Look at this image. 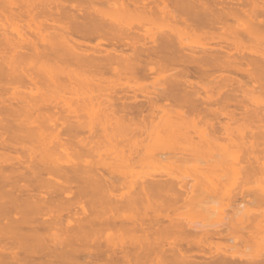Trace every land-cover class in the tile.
<instances>
[{"label": "bare ground", "instance_id": "1", "mask_svg": "<svg viewBox=\"0 0 264 264\" xmlns=\"http://www.w3.org/2000/svg\"><path fill=\"white\" fill-rule=\"evenodd\" d=\"M0 264H264V0H0Z\"/></svg>", "mask_w": 264, "mask_h": 264}, {"label": "rangeland", "instance_id": "2", "mask_svg": "<svg viewBox=\"0 0 264 264\" xmlns=\"http://www.w3.org/2000/svg\"><path fill=\"white\" fill-rule=\"evenodd\" d=\"M151 32L154 33V32H156V30H153V31H151ZM202 41H205V42H206L207 40H202ZM202 43H203V42H202ZM206 43H207V42H206ZM208 43H210V42H208ZM210 45H213V43H211ZM165 75H166V74H165ZM159 78H160V77H159ZM138 85H142V86L144 87V89H148V90L151 89V88H150V87H151V86H150V85H151L150 80H149V81H146V82L143 81V83L141 82V83L138 84ZM137 87H139V86H137ZM80 137H82V136H80ZM83 137H84V136H83ZM83 137H82V138H83ZM79 139H80V138H79ZM75 141H76V140H75ZM13 155H14V154H13ZM13 155H12V156H13ZM163 169H164V170H163ZM143 170L145 171V175H146L147 171H149V170H151V169L147 170V168H146V169L143 168ZM146 170H147V171H146ZM166 170H167V169H166ZM141 171H142V169H141L140 171H139V169L137 170V173L140 172V174H138V175H141V174L144 175V172L142 171L143 173H141ZM163 171H164V173H165V168H162L161 171H160V169H159V171L156 170V172H157V173L159 172V174H161ZM149 172H150V171H149ZM149 172H148V174H149ZM151 172H152V171H151ZM150 174H151V173H150ZM153 174H154V172H153ZM138 175H137V176H138ZM143 175H141V176H143ZM155 175H156V174H155ZM254 187H255V186L252 184L250 188H254ZM184 211H185V210H183V212H184ZM185 212H186V211H185ZM211 212H212V211H211ZM214 212H215V211H214ZM206 213H207V212H206ZM208 213H210V211H209ZM215 213H216V212H215ZM211 214H213V213H211ZM204 215H205V214H204ZM207 215H208V214H206V216H207ZM209 215H210V214H209ZM195 217H196V218L193 219V220L195 221V223H196V222H199V223L201 224V223L204 222V221H203V222H202V221H201V222L199 221V220H201V218H200V219L198 218V220H197V217H199V215H197V216H195ZM203 217H205V216H203ZM203 217H202V220H204ZM209 217H211V216H209ZM207 218H208V217H206V221H208L209 224H210L211 219L214 218V217H211V218H210V221H209V218H208V220H207ZM187 219H188V218H187ZM213 221H214V220H213ZM199 223H198V224H199ZM214 223H215V222H214ZM214 223H213L212 225H214ZM196 224H197V223H196ZM198 224H197V225H198ZM203 224L206 225L205 222H204ZM209 224H207V225H209ZM201 225H202V224H201ZM210 226H211V225H210Z\"/></svg>", "mask_w": 264, "mask_h": 264}]
</instances>
